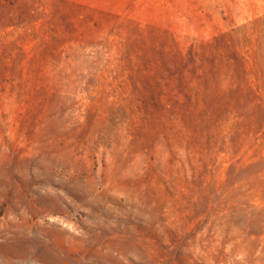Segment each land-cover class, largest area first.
Segmentation results:
<instances>
[{
	"label": "rangeland",
	"instance_id": "374dc122",
	"mask_svg": "<svg viewBox=\"0 0 264 264\" xmlns=\"http://www.w3.org/2000/svg\"><path fill=\"white\" fill-rule=\"evenodd\" d=\"M0 264H264V0H0Z\"/></svg>",
	"mask_w": 264,
	"mask_h": 264
}]
</instances>
